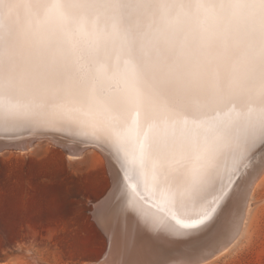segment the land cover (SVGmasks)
<instances>
[{
	"label": "snow or ice",
	"instance_id": "obj_1",
	"mask_svg": "<svg viewBox=\"0 0 264 264\" xmlns=\"http://www.w3.org/2000/svg\"><path fill=\"white\" fill-rule=\"evenodd\" d=\"M0 129L131 144L138 185L195 235L257 149L264 172V0H0ZM111 179L100 213L120 217L119 167Z\"/></svg>",
	"mask_w": 264,
	"mask_h": 264
},
{
	"label": "rangeland",
	"instance_id": "obj_2",
	"mask_svg": "<svg viewBox=\"0 0 264 264\" xmlns=\"http://www.w3.org/2000/svg\"><path fill=\"white\" fill-rule=\"evenodd\" d=\"M51 137L0 146V264H103L109 238L98 205L112 192L105 155L94 145L71 155ZM263 198L264 184L234 244L203 264H264Z\"/></svg>",
	"mask_w": 264,
	"mask_h": 264
},
{
	"label": "bare ground",
	"instance_id": "obj_3",
	"mask_svg": "<svg viewBox=\"0 0 264 264\" xmlns=\"http://www.w3.org/2000/svg\"><path fill=\"white\" fill-rule=\"evenodd\" d=\"M40 135L45 137L51 135L50 139L59 143L72 142L73 144H63L71 155H81L86 146L94 145L105 155L111 176L114 167L120 168L123 179L118 203L126 209V214L119 218L114 215L105 217L100 213L102 224H105L102 227L109 235V249L106 258L102 261L103 264H125V261H131L132 264H152V262L160 261L159 253L155 248L166 251L170 256L178 252H189L194 246L210 243L206 251L195 256L201 257L195 264L206 263L207 260L218 257L234 244L245 226L251 211V201L256 196L257 189L264 184V172L259 169L262 154L257 149L254 163L245 174L236 179L232 190L233 196L218 209L215 218L205 229L195 235H180L171 230V224L174 222L170 219V212L175 210L170 209L164 200L153 195L150 190H142L138 185V168L134 163L135 151L131 144L101 147L95 142L90 144L88 138L61 134L54 130H33L31 134L20 131L15 140H5L3 130L0 129V146L9 144L25 149L34 145L35 142H40ZM114 152L115 155H113ZM231 168V163L226 161L221 166V171L222 173L225 170L231 171ZM212 195L211 191L207 193L209 199ZM98 206L102 208L103 204L101 205L100 202ZM200 211L201 206L196 204H189L185 209V212L191 216H196ZM105 219L115 225H106ZM177 219H183V217L177 215ZM129 234L133 241L129 238ZM175 262L171 264H185L186 261Z\"/></svg>",
	"mask_w": 264,
	"mask_h": 264
},
{
	"label": "water",
	"instance_id": "obj_4",
	"mask_svg": "<svg viewBox=\"0 0 264 264\" xmlns=\"http://www.w3.org/2000/svg\"><path fill=\"white\" fill-rule=\"evenodd\" d=\"M63 144H67L66 142H63ZM68 145V144H67ZM112 196V192H110L109 193V195L106 197V198H104L102 201H101V205L103 204V205H105V203L107 202V200H108V198L109 197H111ZM101 207V206H100ZM119 218H122V216H120ZM99 219H100V217H99ZM103 219V218H102ZM104 220V219H103ZM100 221H101V219H100ZM105 221H106V219H105ZM106 225H115V223H110V222H107L106 221ZM101 224H102V221H101ZM103 225H105V224H102V226ZM103 228V227H102ZM104 229V228H103ZM105 231V230H104ZM107 234H108V232L107 231H105ZM108 238H109V235H108ZM129 238L133 241L134 239L132 238V236L129 234ZM136 241H138V239L136 240ZM208 245V247L210 246V243L209 244H207ZM207 247V248H208ZM155 250L156 251H158V256H159V260L160 261H168V264H171V263H176L175 261H179V262H183V261H187V260H189V259H194L195 260V262H197L200 258H196V257H189V256H187L186 254L188 253V251H183V252H178V253H176V254H172V255H170L169 256V254L168 253H166V251H162L161 249H156L155 248ZM210 253H208V255H209ZM207 255V256H208ZM151 264V263H150Z\"/></svg>",
	"mask_w": 264,
	"mask_h": 264
}]
</instances>
